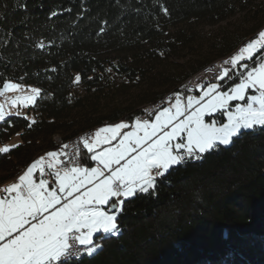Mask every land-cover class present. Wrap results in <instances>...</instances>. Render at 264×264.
<instances>
[{"label":"trees","instance_id":"obj_1","mask_svg":"<svg viewBox=\"0 0 264 264\" xmlns=\"http://www.w3.org/2000/svg\"><path fill=\"white\" fill-rule=\"evenodd\" d=\"M238 15L247 26L206 43L212 56L164 70L171 58L204 49L201 26ZM263 28L264 0H0V87L12 81L41 91L33 119L12 114L0 123L1 145L21 138L0 154V185L54 150L55 135L132 122L141 106ZM160 84L164 91L153 90ZM156 181L124 201L119 236L98 235L95 254L60 264H264V128L243 130Z\"/></svg>","mask_w":264,"mask_h":264},{"label":"snow or ice","instance_id":"obj_2","mask_svg":"<svg viewBox=\"0 0 264 264\" xmlns=\"http://www.w3.org/2000/svg\"><path fill=\"white\" fill-rule=\"evenodd\" d=\"M164 13L167 15V9ZM262 50L264 32L225 63L248 69V64L242 62L252 61ZM228 75L226 68L218 79L223 81ZM75 83H80V76L75 77ZM219 87L212 84L199 98L188 97L185 104L177 96L176 103L159 111L151 122L136 119L133 124L104 127L82 138L80 143L92 153L90 158L97 166L81 167L73 159L72 167L50 173L55 178L54 188H50L49 180L41 178L37 182L34 177L37 172L41 177L45 175L46 160L65 164L59 159L61 153L51 152L33 163L18 182L2 189L5 195L0 196V264H60L68 257L92 256L101 247L94 241L97 233L119 236L116 220L125 200L154 190L157 177L165 176L186 160H200L217 145H230L242 130L264 128V60L243 74L241 83L230 93L220 92ZM250 89L258 95H248ZM19 90L21 85L6 82L0 97ZM28 91L31 96L17 97L12 104L35 107L41 91ZM246 99V105L228 111L232 101ZM221 111L227 114L228 123L217 127L215 122H205V116ZM6 118L4 105L0 104V123ZM35 123L32 120L29 126ZM177 140L186 143H174ZM12 150L5 146L0 148V154ZM57 163L47 167L55 169ZM113 200L117 203L109 205ZM105 206L115 211L110 214Z\"/></svg>","mask_w":264,"mask_h":264},{"label":"rangeland","instance_id":"obj_3","mask_svg":"<svg viewBox=\"0 0 264 264\" xmlns=\"http://www.w3.org/2000/svg\"><path fill=\"white\" fill-rule=\"evenodd\" d=\"M246 26H247V24L245 25V21H244V18L242 17V15L235 16V17L231 18L229 21H227L225 23H222L219 26H203V27L201 26L199 28V32L202 35V37H204L203 39H205V40H202V45L204 46L202 48H204V49L201 50V51H198L196 53L186 52L183 55V57L179 58V59L175 58V57L171 58V64H169V65L166 64L164 70H166V69L169 70L170 68H171V70L172 69H177V65H183L184 67H186V69H191L190 68L191 64H197V63H199V61L201 59H204V58H207V57H210V56L213 55L211 53H208V55L206 54L208 52V49L206 48V45L208 44V42H212L213 39H215V37L220 35L221 33L233 32V31H236V30L240 29V27H246ZM260 32H264V28L261 31H259L258 34L254 38H252V36L249 37L248 40L244 44L239 46L232 54H230V57L231 58L234 57L249 42L257 39ZM226 56H228V55H226ZM221 58H223V57H221ZM221 58H219V59H221ZM219 59H217V60H219ZM262 60H264V53L261 54L259 57H257L253 61H243L242 63L248 64V66H249L248 69H243L240 65H238L236 68H233V70H232L233 73H230L231 71H229L228 77H225V79L223 81L218 80L216 82L208 83V84L200 87L199 89H197V91H195V92L192 91L191 93L185 92V91H179L177 96L180 97L181 103L185 104L188 97L199 98L203 94L204 91H207V89L209 87H211L212 84H218L220 86L219 89H218L220 92H229L230 93V91H231V89L233 87H235L237 84L241 83L242 75L246 74V72L248 70H250L252 68H255V67H258ZM180 73L181 72H178V75ZM174 75H176V72L174 73ZM236 79H239V80L234 82V80H236ZM9 82H12V81H9ZM12 83H16V84L21 85V90H19V91H9V92H6L4 96L0 97V104L4 105V111L6 113V116L9 115V113H10V115H12V114L16 115V113H19V115L27 116L30 119H33V116H32V114L29 111L30 107L25 108V107H23L22 104H17V105L14 106L12 104V101L15 100L17 97L31 96L32 93L30 91H28V89H31V88L39 89V87L34 86V85L22 84V83H18V82H12ZM180 84H181V82L178 83V85H175L172 88V90L174 88H176L177 86H179ZM148 87H149L148 84H144L141 87L134 88V91H135V93H138V92H141L143 90H146ZM2 88H3V86L0 87V89H2ZM154 89H155V91L163 90V84H160L158 86H154L153 90ZM170 91H171V89H170ZM168 92H166V93H168ZM248 95H258V93L255 92L254 90L250 89ZM176 97L174 98V101L172 103L163 105L158 111H161V110H163L166 107H168V108L172 107L176 103ZM247 102H248L247 99L244 100V101H232L231 104L229 105L228 111H234L235 108L237 107V105H246ZM147 104H144L143 106H141L142 112L147 111V109H146V105ZM204 119H205L206 123L215 122L217 127H221L224 124L228 123V116L223 111L215 112L211 116H205ZM120 123H128V124H130L131 122H128L126 120H120V121H118V124H120ZM95 129H97V128H95ZM95 129H93L94 133H95ZM129 130H131V129H126L125 131H129ZM97 131L98 130H96V132ZM59 137L62 138L63 140H66L60 135H59ZM20 141H21L20 135L16 134L15 136H13L11 141L6 143L5 145H1L0 144V148H3L5 146H7V147L16 146L17 144L20 143ZM56 141H59V140L55 139L54 142H56ZM178 143H180V142H178ZM51 152H52V150H49V151L43 153V157L42 158H45ZM182 152H183V150H181V153ZM85 256H88V255H85Z\"/></svg>","mask_w":264,"mask_h":264},{"label":"built area","instance_id":"obj_4","mask_svg":"<svg viewBox=\"0 0 264 264\" xmlns=\"http://www.w3.org/2000/svg\"><path fill=\"white\" fill-rule=\"evenodd\" d=\"M230 59H225V61H230ZM229 69L231 71L230 73H233L232 70L233 68L231 67L230 64H222L220 67H217L216 70H210L209 74L207 76L201 77V78H196L194 81L190 82L188 85H186L183 89L185 92L191 93L192 91H197L200 87L211 83V82H216L218 81L219 74L224 70V69ZM174 99H170L169 101H165L162 103V105H155L152 110H147L145 112H141L140 115H138V119L140 120H148L152 121L158 112V110L166 104H170L173 102ZM94 133H90L85 135L84 137L92 136ZM82 139H80L78 142H73L68 146L67 148H54V150L57 153H61L59 159L66 161L65 164H61V168L63 169L64 167H72L73 163L72 160L75 159V163L78 164L81 167L85 166V161L82 157V151L84 149L83 145L80 143ZM64 153H67V155H64ZM78 153V158H76V154ZM160 178V177H157ZM83 250V249H81Z\"/></svg>","mask_w":264,"mask_h":264},{"label":"bare ground","instance_id":"obj_5","mask_svg":"<svg viewBox=\"0 0 264 264\" xmlns=\"http://www.w3.org/2000/svg\"><path fill=\"white\" fill-rule=\"evenodd\" d=\"M225 59H230V57H225V58L220 59L218 61L212 62V63L206 65L201 70L195 72L194 74H191L186 79H184L179 86H177L173 90L166 93L160 99H158L155 102L148 103L146 105V109L152 110L155 105H162V103H164L165 101H169L170 99H174L177 96L179 91H183V89L186 85H188L190 82L194 81V79H196V78H201V77L207 76L209 74L210 70H216L217 67H220L222 64H224ZM90 133H94L93 129H86L84 131H81L78 134H76L70 138H67L66 140H63L62 138H60L59 135H55L54 141H55V139L59 140V141L55 142L56 148H65L64 145L70 146V144H72L73 142H78L80 139L84 138L85 135L90 134ZM81 251L83 252L84 250H81ZM85 255H87V254H82L79 257H74V256L68 257V258L63 259L61 262L71 260V259H79L81 257H84Z\"/></svg>","mask_w":264,"mask_h":264},{"label":"crops","instance_id":"obj_6","mask_svg":"<svg viewBox=\"0 0 264 264\" xmlns=\"http://www.w3.org/2000/svg\"><path fill=\"white\" fill-rule=\"evenodd\" d=\"M136 119H138V118H136ZM135 120H133L130 124H133L135 122ZM117 124H118V122L112 123V124L103 125L101 127H98L97 129H95V132H96V130H99L101 128L108 127V126H115ZM129 131H131V130H129ZM178 142H180V143H186V141H184V140L174 141V143H178ZM47 151H49V150H46V151L40 153L21 173H19L18 175H16L12 179L8 180L7 182L1 184L0 185V196H4L5 195V193L2 191L3 188H6V187L10 186L11 184L18 182L19 177L22 176L33 163H35L37 160H40L43 157V153H45ZM52 152H56V151L55 150H52ZM91 155H92V153H89L87 151V149H85V148L83 149V151H82V157H83V159L85 161V166L84 167H86V168H93V167H96L97 166L96 161L91 160V158H90ZM49 163H57V162L55 160H51V159L50 160H46L45 175L43 177H41L40 174H39V172H37L36 175H35V177H34V179H36L37 182H39V179H41V178L47 179V180L50 181V185H49L50 188H54L55 187V178H54V176L50 175V173L53 172V171H62V168H61V164H59V163H57V167L55 169L48 168L47 167V164H49ZM121 199H123V198H121ZM114 203H117V202L115 200L110 201L109 202V205H112ZM111 208L112 207H110V206H105L104 207V210L107 211V212H109L110 214H112L113 212H110V209ZM98 235H101L103 237L104 236H107V235H105L103 233H97L95 235L94 241L100 245V242L99 241L101 240V238H99L98 241L96 240V237Z\"/></svg>","mask_w":264,"mask_h":264},{"label":"water","instance_id":"obj_7","mask_svg":"<svg viewBox=\"0 0 264 264\" xmlns=\"http://www.w3.org/2000/svg\"><path fill=\"white\" fill-rule=\"evenodd\" d=\"M156 182H157V181L155 180V185H156ZM150 190H151V189H150ZM150 190H149V191H150ZM114 211H115L114 208H111V209H110V212H114Z\"/></svg>","mask_w":264,"mask_h":264}]
</instances>
